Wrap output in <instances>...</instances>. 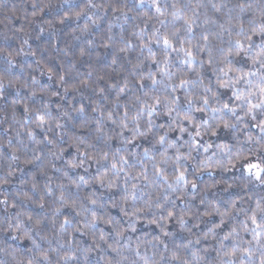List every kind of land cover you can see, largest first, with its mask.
<instances>
[{
	"label": "clouds",
	"instance_id": "9594fccd",
	"mask_svg": "<svg viewBox=\"0 0 264 264\" xmlns=\"http://www.w3.org/2000/svg\"><path fill=\"white\" fill-rule=\"evenodd\" d=\"M0 264H264V0H0Z\"/></svg>",
	"mask_w": 264,
	"mask_h": 264
}]
</instances>
